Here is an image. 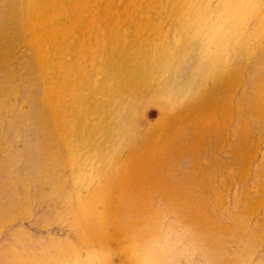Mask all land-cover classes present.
Masks as SVG:
<instances>
[{"label":"rangeland","instance_id":"rangeland-1","mask_svg":"<svg viewBox=\"0 0 264 264\" xmlns=\"http://www.w3.org/2000/svg\"><path fill=\"white\" fill-rule=\"evenodd\" d=\"M0 264H264V0H0Z\"/></svg>","mask_w":264,"mask_h":264}]
</instances>
